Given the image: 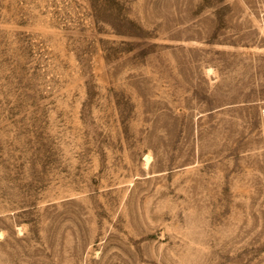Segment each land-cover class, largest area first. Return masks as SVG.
I'll use <instances>...</instances> for the list:
<instances>
[{
  "label": "rangeland",
  "instance_id": "rangeland-1",
  "mask_svg": "<svg viewBox=\"0 0 264 264\" xmlns=\"http://www.w3.org/2000/svg\"><path fill=\"white\" fill-rule=\"evenodd\" d=\"M0 264H264V0H0Z\"/></svg>",
  "mask_w": 264,
  "mask_h": 264
},
{
  "label": "bare ground",
  "instance_id": "bare-ground-1",
  "mask_svg": "<svg viewBox=\"0 0 264 264\" xmlns=\"http://www.w3.org/2000/svg\"><path fill=\"white\" fill-rule=\"evenodd\" d=\"M146 159H147V160L149 159V155H146Z\"/></svg>",
  "mask_w": 264,
  "mask_h": 264
}]
</instances>
